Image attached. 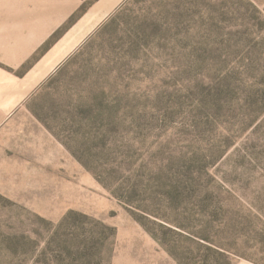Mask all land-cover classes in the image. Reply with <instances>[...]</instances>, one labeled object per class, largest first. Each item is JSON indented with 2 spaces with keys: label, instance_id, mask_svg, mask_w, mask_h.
<instances>
[{
  "label": "rangeland",
  "instance_id": "rangeland-1",
  "mask_svg": "<svg viewBox=\"0 0 264 264\" xmlns=\"http://www.w3.org/2000/svg\"><path fill=\"white\" fill-rule=\"evenodd\" d=\"M66 6L0 55V264H264V0Z\"/></svg>",
  "mask_w": 264,
  "mask_h": 264
},
{
  "label": "crops",
  "instance_id": "crops-1",
  "mask_svg": "<svg viewBox=\"0 0 264 264\" xmlns=\"http://www.w3.org/2000/svg\"><path fill=\"white\" fill-rule=\"evenodd\" d=\"M67 1L0 0V55L8 60L23 58L55 27L57 19L67 13ZM6 107L4 104V110Z\"/></svg>",
  "mask_w": 264,
  "mask_h": 264
}]
</instances>
